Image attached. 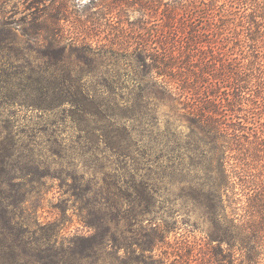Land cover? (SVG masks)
I'll use <instances>...</instances> for the list:
<instances>
[{
	"label": "trees",
	"instance_id": "1",
	"mask_svg": "<svg viewBox=\"0 0 264 264\" xmlns=\"http://www.w3.org/2000/svg\"><path fill=\"white\" fill-rule=\"evenodd\" d=\"M5 3L0 264H191L187 234L201 218L210 228L198 264H220L224 250L258 263L264 64L239 59L231 42L242 34L249 59L257 54L264 0H142L155 19L148 29L132 23L136 37L119 24L116 39L26 41ZM63 11L38 9L31 29L54 31L48 19ZM23 110L32 114L21 123ZM46 188L62 197L41 221ZM69 208L82 227L73 234Z\"/></svg>",
	"mask_w": 264,
	"mask_h": 264
},
{
	"label": "rangeland",
	"instance_id": "2",
	"mask_svg": "<svg viewBox=\"0 0 264 264\" xmlns=\"http://www.w3.org/2000/svg\"><path fill=\"white\" fill-rule=\"evenodd\" d=\"M142 0H6L5 6L8 12L7 19L10 21L11 25L16 29V33L19 38L23 41L26 39H43L45 37H61L65 40L71 39H84L87 37L100 40H110L116 39L117 27L119 24L125 26L128 29L125 32L127 38L129 36L136 37L137 30H134L135 27L132 23L140 20L148 29L149 26L154 22L153 17H151V11L146 9L140 4ZM149 1V0H148ZM166 1V0H162ZM149 3V2H148ZM51 6L52 9L57 10L58 8H64V11L61 13L60 20L48 19L49 23L56 22L59 23V28H54V31L46 30H36L31 29L30 24L35 22L37 19L35 11L38 12V9L45 6ZM44 18H39L38 21H43ZM133 29L131 32L130 29ZM130 30V31H129ZM136 31V32H135ZM243 36L237 35L233 39L232 47L234 52L239 59H242L244 56L246 62H253L252 59L260 58L264 64V32H262L256 38V53L254 56L250 57L244 52L245 48L243 42ZM231 45V44H230ZM34 50V52L29 53L32 58L40 57L41 55ZM258 56V57H257ZM249 62V63H250ZM262 113V112H261ZM32 112L22 111L21 112V123L22 118L28 115H31ZM34 114V113H33ZM37 116H40V113L36 112L34 114V120H38ZM264 116V111L262 113ZM264 118V117H263ZM264 120V119H263ZM19 123V124H21ZM21 128V127H20ZM46 191V193H45ZM44 200L40 201L43 204V208L38 209L36 214L34 213L35 218H40L41 221L53 218L55 211L52 209V205L60 201L58 193L55 189H44L43 190ZM41 199V196L39 200ZM159 205V204H158ZM160 205L162 207H172L173 203H167L161 201ZM177 209L179 210L180 218L185 216V211L183 209V204L181 201L177 202ZM162 211L160 212L159 219L161 218ZM175 213V210L173 212ZM67 218L64 221L65 230L68 234H73L77 229H82L78 224V216L75 210L69 208L66 211ZM167 216V215H165ZM198 218L196 215H192L191 220L196 221ZM161 221V219H160ZM198 229L193 232L194 235H189V239L194 241L193 256L191 264H198L196 258L200 256V251L202 250L207 239H205L206 233L209 230L210 226L208 225L203 218L198 220ZM177 236L184 234V229L181 228L178 230ZM171 237H174V232L171 233ZM226 246V245H225ZM223 255L220 257V264H247L242 257V253L237 251L232 257V254L228 250H224ZM255 264H264V254L258 263Z\"/></svg>",
	"mask_w": 264,
	"mask_h": 264
}]
</instances>
